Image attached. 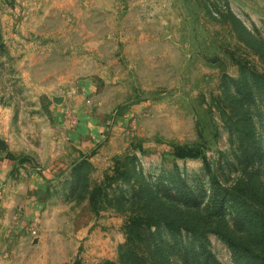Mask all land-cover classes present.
I'll list each match as a JSON object with an SVG mask.
<instances>
[{
    "label": "rangeland",
    "instance_id": "374dc122",
    "mask_svg": "<svg viewBox=\"0 0 264 264\" xmlns=\"http://www.w3.org/2000/svg\"><path fill=\"white\" fill-rule=\"evenodd\" d=\"M5 160L0 263L264 264L217 233L253 241L241 207H212L264 185V0H0Z\"/></svg>",
    "mask_w": 264,
    "mask_h": 264
},
{
    "label": "trees",
    "instance_id": "16d2710c",
    "mask_svg": "<svg viewBox=\"0 0 264 264\" xmlns=\"http://www.w3.org/2000/svg\"><path fill=\"white\" fill-rule=\"evenodd\" d=\"M216 182V180H214ZM215 196L212 200L213 209H220L224 206L225 200L228 202H233L241 207L242 216H244L248 221L251 222V225L258 228V234L250 242H247L244 238H237L232 236L225 231H218L217 233L228 242L230 247L240 255H247L253 261L258 263H264V185L260 183H255L252 179L249 181L240 180L234 185H217L214 187ZM191 196L193 193H190V196H185L183 199L186 202L191 203L194 199ZM181 198V199H182ZM214 203V204H213ZM215 205V206H214ZM150 220H142L149 225L160 223V218L149 217ZM172 222H166L165 225L173 227ZM135 227L137 225L134 222ZM134 230V229H133ZM140 237H143L140 234ZM135 241L133 238H130V244ZM256 245L258 247H256ZM129 251V250H128ZM128 252H123L121 256L122 264L130 263L135 261V259H141L138 255L131 256L127 255ZM76 264H83L77 262ZM101 264H115L110 261Z\"/></svg>",
    "mask_w": 264,
    "mask_h": 264
},
{
    "label": "crops",
    "instance_id": "0c3cea01",
    "mask_svg": "<svg viewBox=\"0 0 264 264\" xmlns=\"http://www.w3.org/2000/svg\"><path fill=\"white\" fill-rule=\"evenodd\" d=\"M7 163H8L7 160L0 161V209L2 208L3 204L5 205L7 203L6 201H4L5 197L4 194L1 192V188H3L4 185L5 188L6 186L8 187L9 182L11 181L10 179L12 177L11 174L13 167L11 165H8ZM43 185H44V179L38 176L28 183L27 188L33 191L34 193H36V191L38 192V189L42 188ZM41 201L43 202V200L39 199V197H37L36 194L30 195L26 200V204H29L31 207L27 208V210H30L31 214L32 213L37 214V212L39 211V209L37 208H39L41 204L43 205ZM0 264H4V263H0Z\"/></svg>",
    "mask_w": 264,
    "mask_h": 264
}]
</instances>
